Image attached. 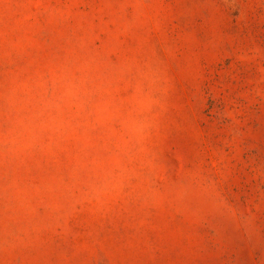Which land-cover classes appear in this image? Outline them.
<instances>
[{
    "label": "rangeland",
    "instance_id": "1",
    "mask_svg": "<svg viewBox=\"0 0 264 264\" xmlns=\"http://www.w3.org/2000/svg\"><path fill=\"white\" fill-rule=\"evenodd\" d=\"M0 264H264V0H0Z\"/></svg>",
    "mask_w": 264,
    "mask_h": 264
}]
</instances>
